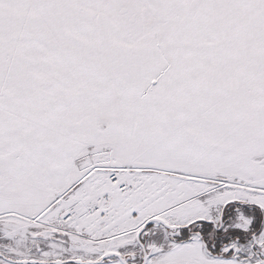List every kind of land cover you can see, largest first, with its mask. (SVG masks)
<instances>
[{"label": "snow or ice", "instance_id": "obj_1", "mask_svg": "<svg viewBox=\"0 0 264 264\" xmlns=\"http://www.w3.org/2000/svg\"><path fill=\"white\" fill-rule=\"evenodd\" d=\"M0 264H264V0H0Z\"/></svg>", "mask_w": 264, "mask_h": 264}]
</instances>
